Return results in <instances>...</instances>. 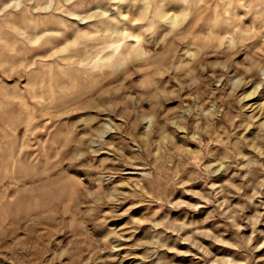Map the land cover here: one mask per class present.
<instances>
[{"label":"rangeland","instance_id":"obj_1","mask_svg":"<svg viewBox=\"0 0 264 264\" xmlns=\"http://www.w3.org/2000/svg\"><path fill=\"white\" fill-rule=\"evenodd\" d=\"M0 264H264V0H0Z\"/></svg>","mask_w":264,"mask_h":264}]
</instances>
